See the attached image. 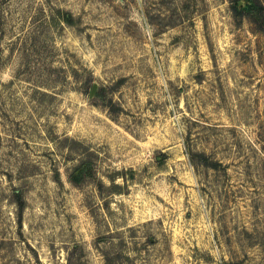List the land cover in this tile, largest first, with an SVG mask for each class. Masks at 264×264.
Returning <instances> with one entry per match:
<instances>
[{
  "label": "rangeland",
  "instance_id": "1",
  "mask_svg": "<svg viewBox=\"0 0 264 264\" xmlns=\"http://www.w3.org/2000/svg\"><path fill=\"white\" fill-rule=\"evenodd\" d=\"M233 1L0 0V264H264V0Z\"/></svg>",
  "mask_w": 264,
  "mask_h": 264
},
{
  "label": "trees",
  "instance_id": "2",
  "mask_svg": "<svg viewBox=\"0 0 264 264\" xmlns=\"http://www.w3.org/2000/svg\"><path fill=\"white\" fill-rule=\"evenodd\" d=\"M243 1H245V0H234V1H233V2H235L234 12H235L236 16L240 14V13H239L240 11L238 10V9L240 8L239 2H243ZM248 2H249V0H248ZM261 15L263 16L262 21H263V24H264V9L261 11ZM64 20H65V22H67L68 24H71V20H72V19H70L69 17H68V18H65Z\"/></svg>",
  "mask_w": 264,
  "mask_h": 264
},
{
  "label": "water",
  "instance_id": "3",
  "mask_svg": "<svg viewBox=\"0 0 264 264\" xmlns=\"http://www.w3.org/2000/svg\"><path fill=\"white\" fill-rule=\"evenodd\" d=\"M239 5H241V2H239ZM96 90H97V85L94 84L92 88V93H91L92 96L96 93Z\"/></svg>",
  "mask_w": 264,
  "mask_h": 264
}]
</instances>
